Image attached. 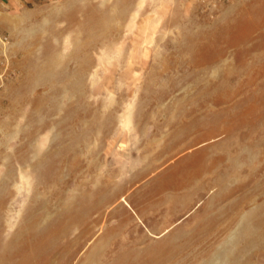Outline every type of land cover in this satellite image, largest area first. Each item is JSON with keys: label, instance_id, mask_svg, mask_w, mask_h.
Instances as JSON below:
<instances>
[{"label": "rangeland", "instance_id": "obj_1", "mask_svg": "<svg viewBox=\"0 0 264 264\" xmlns=\"http://www.w3.org/2000/svg\"><path fill=\"white\" fill-rule=\"evenodd\" d=\"M0 0V264H264V0Z\"/></svg>", "mask_w": 264, "mask_h": 264}, {"label": "crops", "instance_id": "obj_2", "mask_svg": "<svg viewBox=\"0 0 264 264\" xmlns=\"http://www.w3.org/2000/svg\"><path fill=\"white\" fill-rule=\"evenodd\" d=\"M31 1L33 0H7L4 3L7 13L15 15L19 14L21 9L27 8L28 3H30Z\"/></svg>", "mask_w": 264, "mask_h": 264}]
</instances>
